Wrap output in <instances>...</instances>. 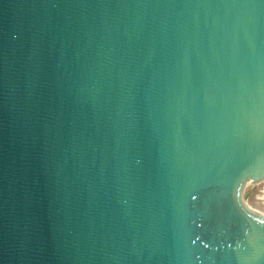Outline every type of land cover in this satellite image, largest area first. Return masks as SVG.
<instances>
[{
    "label": "water",
    "instance_id": "obj_1",
    "mask_svg": "<svg viewBox=\"0 0 264 264\" xmlns=\"http://www.w3.org/2000/svg\"><path fill=\"white\" fill-rule=\"evenodd\" d=\"M261 179L264 0H0V264H264Z\"/></svg>",
    "mask_w": 264,
    "mask_h": 264
},
{
    "label": "bare ground",
    "instance_id": "obj_2",
    "mask_svg": "<svg viewBox=\"0 0 264 264\" xmlns=\"http://www.w3.org/2000/svg\"><path fill=\"white\" fill-rule=\"evenodd\" d=\"M262 187V190L257 193L256 195H253L256 190H253L255 188ZM253 191V192H252ZM255 191V192H254ZM259 192V191H258ZM243 200L247 206L252 208L253 210H256L258 212L264 213V179H261L259 182L254 184L252 187H250L243 195Z\"/></svg>",
    "mask_w": 264,
    "mask_h": 264
},
{
    "label": "rangeland",
    "instance_id": "obj_3",
    "mask_svg": "<svg viewBox=\"0 0 264 264\" xmlns=\"http://www.w3.org/2000/svg\"><path fill=\"white\" fill-rule=\"evenodd\" d=\"M257 189V190H256ZM253 190H256V192L253 194V195H256L257 196V193H262V192H260V190H262V187L260 188V187H258V188H255V189H253ZM259 191V192H258ZM253 192V191H252Z\"/></svg>",
    "mask_w": 264,
    "mask_h": 264
},
{
    "label": "snow or ice",
    "instance_id": "obj_4",
    "mask_svg": "<svg viewBox=\"0 0 264 264\" xmlns=\"http://www.w3.org/2000/svg\"><path fill=\"white\" fill-rule=\"evenodd\" d=\"M193 198H195V197H193Z\"/></svg>",
    "mask_w": 264,
    "mask_h": 264
}]
</instances>
